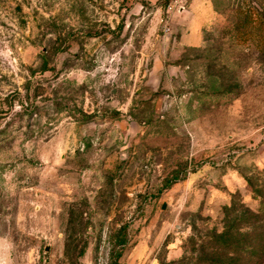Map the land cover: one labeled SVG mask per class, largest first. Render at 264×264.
<instances>
[{
	"label": "rangeland",
	"instance_id": "1",
	"mask_svg": "<svg viewBox=\"0 0 264 264\" xmlns=\"http://www.w3.org/2000/svg\"><path fill=\"white\" fill-rule=\"evenodd\" d=\"M246 11L264 0H0V264H264Z\"/></svg>",
	"mask_w": 264,
	"mask_h": 264
},
{
	"label": "trees",
	"instance_id": "2",
	"mask_svg": "<svg viewBox=\"0 0 264 264\" xmlns=\"http://www.w3.org/2000/svg\"><path fill=\"white\" fill-rule=\"evenodd\" d=\"M170 0H163V6H166L168 4ZM245 21L246 23L249 22L251 25H253V21L256 20V31H258V35L260 36V38L264 41V18L258 14V11H256V18L253 17L252 13H250L249 11L245 12ZM107 32H110L112 34L115 33V31L113 29L108 28L107 30H104ZM99 33L102 32H97L93 35H99ZM91 35V34H88ZM165 186H167V183L165 184ZM122 232L120 233V240H119V244L120 247H123L126 243V235H125V227L121 230ZM122 249L123 248H119V250L115 251L114 254V260H113V264H118V260L120 259L121 255H122Z\"/></svg>",
	"mask_w": 264,
	"mask_h": 264
}]
</instances>
